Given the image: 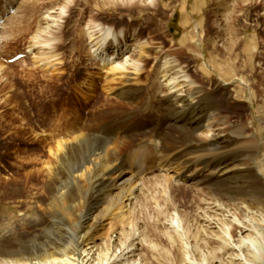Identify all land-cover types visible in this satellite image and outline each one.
Returning <instances> with one entry per match:
<instances>
[{
    "label": "rangeland",
    "instance_id": "374dc122",
    "mask_svg": "<svg viewBox=\"0 0 264 264\" xmlns=\"http://www.w3.org/2000/svg\"><path fill=\"white\" fill-rule=\"evenodd\" d=\"M17 1L19 11L14 9L12 16L0 20V39L3 40L0 43V227H8L13 233L28 231L35 212L46 211L36 196H45L46 185L51 181L46 173L53 163L50 150L56 142L70 143L81 132L86 136L96 133V127L109 119L125 122L131 118L136 140L130 139L133 136L123 138V133L116 136L122 138L118 142L122 143L119 153L124 155L120 158L126 159L131 167L153 139V134L146 129L147 124L163 118L161 103L170 94L164 89L162 80L165 79L159 80L161 75L154 56L146 55L142 59L138 49L133 47L132 53L126 54L130 62L124 70L117 74L104 72L90 54L88 25L98 21L111 25L116 31L124 30L132 37H127L129 44L147 46V50L154 51L153 55L159 53L167 60L176 61L184 74L203 88H208V82L201 69L206 63L213 64V57L219 59L218 48L228 52L233 39L264 41V0H160L157 10L151 11L109 9L112 4L126 5L118 0L80 1L72 4V8L65 7L66 0H32L28 7L22 5L24 0ZM97 3L100 9L95 7ZM43 19L57 23L54 26L61 29L54 36L47 34L34 40ZM195 29L198 34L191 35ZM46 39L50 40V45L36 43ZM190 42L194 43L193 49L187 47ZM34 43L36 45L32 46ZM18 54L24 57L10 62ZM45 55H48L47 60ZM135 62L140 65V72L135 70ZM255 62L256 66L260 64ZM213 73L216 101L223 109L221 117L242 119L244 125L251 128L249 134H256L257 129L252 127L263 122L262 98L261 103L254 105L249 83L239 76L236 83L224 87L226 92L223 93L224 83L217 71ZM155 85L159 90L153 88ZM128 86L144 92L134 100L118 96V91ZM182 87L186 92V86ZM237 87L245 89L241 97ZM259 88L262 90L263 85L257 90ZM32 102L41 103L42 112L37 120L31 114ZM115 110L122 114H114ZM133 113L135 118H132ZM141 123L146 127L137 130ZM201 130L197 135L204 138V130ZM173 132L176 138L183 135L178 129ZM260 154L258 165L264 175V152ZM82 157V151L72 153L66 169L72 170ZM36 183L38 189L33 188ZM203 185L193 184L173 170L149 168L139 178L134 195L125 200L120 215L106 222L108 234L84 249L91 251L90 256L96 263L107 255L106 264H228L232 252L222 247L237 248L240 235L234 242L226 233L227 226L224 234V222L220 220L224 217L220 211L213 215L210 228L205 229L199 223L196 206L208 192ZM216 207L227 209L219 203ZM221 234L227 236L229 243L221 240ZM261 249L253 248L260 259L263 257ZM217 253L221 257L213 258ZM237 263L236 260L234 264Z\"/></svg>",
    "mask_w": 264,
    "mask_h": 264
},
{
    "label": "bare ground",
    "instance_id": "6f19581e",
    "mask_svg": "<svg viewBox=\"0 0 264 264\" xmlns=\"http://www.w3.org/2000/svg\"><path fill=\"white\" fill-rule=\"evenodd\" d=\"M80 1L88 0H66L65 7L72 8V4ZM31 2L32 0H24L21 3L28 7ZM118 2L126 5L117 3L113 6L114 4L111 3L109 9L125 7L130 10H157L160 0H118ZM95 7L101 8L98 3ZM10 8L19 11L18 1L0 0V20L12 16ZM7 12L8 15H5ZM88 13L89 11L86 12ZM54 24L57 23L43 19L39 22L33 39L37 40L47 34L56 35V31L61 28ZM88 28L91 41L90 54L104 72L107 70L106 72L117 74L124 70L128 66L125 65L130 62L127 55L133 47L138 49L142 59L144 56L146 58V55L154 56L157 60V71L161 75L159 80L165 79L162 80L165 81L164 89H168L170 94L161 103L163 118L158 122L151 120L147 124L146 129L153 134V139L149 147L140 152V157L135 159L131 167L126 159L120 158L124 155L119 153L122 143L118 142L122 138L116 137L119 133H123V138L127 139L133 136L135 128L129 121L131 118L125 122L120 119H109L103 125L96 127L98 129L96 133L86 136L81 132L73 137L70 143L56 142L50 150L53 163L52 166L48 164L46 173L47 177H51V181L48 180L45 196H36L38 202L45 205L46 211L35 212L31 218V229L28 231L13 233L14 230L11 231L8 227H0V264H106L109 262L107 255L97 259L99 262L96 263V259L92 260L93 257L90 256L91 251L88 252L84 248L96 244L98 238L108 234L106 222L112 216L117 218L120 215L125 208L123 207L125 200L128 201L134 195L139 178L151 167L176 171L183 179L207 187L205 199L196 206L195 212H199L197 213L199 223L205 229L210 228L213 226L211 222L213 215L216 216L217 211H220L224 217L223 220L220 219L224 222L222 227L224 234L227 226L226 233L234 242L240 235L237 248L222 247V250L232 252L228 264H234L236 260L237 264H264V175L258 165L259 154L264 152V143H262L264 132L261 133V130L264 131V110L260 112L262 124H253L252 127L257 129V133L249 134L251 128L246 127L242 119L221 117L223 109L216 101L213 84L216 81L214 70L224 83L221 88L223 93L226 92L224 87L236 83V76H239L249 83L247 84L252 89L251 101L254 105L261 103V97L262 109H264V69H262L264 41L233 39L229 42L228 52L224 48H218L219 59L213 57V64L206 63L201 69L208 82V88H203L197 87L196 83L184 74L182 67H179L176 61L167 60L159 56V53L153 55L154 51L147 50V46L129 44L127 37L131 36L126 35L124 30L116 31L111 25L98 21L88 25ZM196 30L191 35H196ZM49 41L46 39L36 43L47 44ZM252 42L254 43L251 44ZM35 45L34 43L32 46ZM187 47L193 49L194 43L190 42ZM125 56L127 57L123 60ZM44 57L48 59V55ZM255 61H259L260 64L256 66ZM134 66L135 70H141L136 62ZM209 68L212 71H209ZM260 69L263 71L260 72ZM261 85L263 89L257 90ZM182 86H186V92H183ZM153 88L159 90L160 87L155 85ZM235 89L240 97L245 93L244 88ZM143 92V89L128 86L121 88L118 96H128L134 100ZM31 106V114L37 120L42 112L41 103L32 102ZM113 113L122 114L118 110ZM135 117L133 113L132 118ZM145 127V123L138 124L137 130ZM174 129L181 130L183 135L176 138ZM201 129L204 130V138H199L197 135ZM130 139L134 141L136 137ZM78 151H82L83 157L72 170L68 171L66 163L71 154ZM262 162L264 167V160ZM37 187L38 183L33 185V188ZM172 193L178 196L174 190ZM218 203L220 207L225 206L229 211L222 208L218 210L216 207ZM129 214L131 215V212ZM226 237L221 234V240L229 243ZM253 248L263 249L259 250L263 254L262 259L253 252ZM213 256L220 258L221 254L217 253Z\"/></svg>",
    "mask_w": 264,
    "mask_h": 264
}]
</instances>
